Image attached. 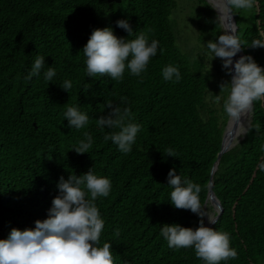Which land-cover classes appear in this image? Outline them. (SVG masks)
I'll return each instance as SVG.
<instances>
[{"label": "trees", "instance_id": "16d2710c", "mask_svg": "<svg viewBox=\"0 0 264 264\" xmlns=\"http://www.w3.org/2000/svg\"><path fill=\"white\" fill-rule=\"evenodd\" d=\"M192 1L199 38L215 41L223 34L218 12L207 0ZM177 7V0H0V239L47 218L61 176L92 168L112 182L110 195L95 203L105 221L100 246L112 244L115 264H203L194 248L170 249L160 236L162 224L196 228L201 219L170 203L167 174L174 168L199 184L207 212L211 171L229 120L223 101L232 74L219 58L216 81L203 56L183 50L172 19ZM253 11L254 21L246 26L235 14L238 36L245 56L264 67V47L251 46L264 42V0H256ZM120 19L129 21L131 36L117 27ZM104 27L127 40L141 34L155 39L162 54L150 59L141 77L127 69L119 81L88 77L82 49L93 29ZM37 56H45V69L25 80ZM169 64L179 67V82L163 80L162 69ZM48 67L57 73L55 82L43 79ZM64 80L72 82L70 92L61 87ZM110 103L128 108L129 122L141 127L128 154L105 142L113 130L98 126ZM70 106L89 115L84 128L68 126L63 114ZM85 133L94 138L89 153L69 150ZM262 165L264 99L254 102L251 126L222 155L213 176L223 213L212 228L229 233L238 253L227 264H264Z\"/></svg>", "mask_w": 264, "mask_h": 264}, {"label": "clouds", "instance_id": "9594fccd", "mask_svg": "<svg viewBox=\"0 0 264 264\" xmlns=\"http://www.w3.org/2000/svg\"><path fill=\"white\" fill-rule=\"evenodd\" d=\"M255 3L256 0H220L213 8L218 10L217 18L232 23L234 14L240 10H252ZM116 25L128 36L134 32L127 19L117 20ZM236 31L232 27L215 41H208L206 55L211 60L220 58L227 74L233 73L234 64L231 82L226 83L230 88L227 99L223 101V110L238 125L241 117L251 111L254 102L264 99V67L251 55H242L233 61L243 45ZM251 46L264 47V42L254 41ZM82 51L88 77L107 75L119 81L124 78L126 69L130 75L141 77L147 71L150 59L157 56L158 51L162 54L163 50L157 40H149L143 34L127 40L117 37L111 27H104L93 29ZM45 64V56H37L24 79L40 77ZM56 75L52 67L43 71V79L48 83L55 82ZM162 78L179 82L181 71L178 66L169 64L162 69ZM60 85L68 92L73 87L70 80H64ZM224 85H221V90ZM107 108L110 111L99 118L98 126L102 130L113 131L105 134L104 140H110L120 152L128 154L141 127L129 122L131 112L128 108L121 109L111 103ZM63 115L71 129L80 130L89 122V115L77 106L68 107ZM245 133L241 132L239 136ZM93 144L94 138L85 133V139L69 150L77 154L89 153ZM167 154L172 155L171 152ZM261 170L264 171V165ZM167 181L173 189L169 193L170 203L201 218L196 228L179 223L162 224L160 236L167 246L170 249L194 248L196 257L203 264H227L230 259L235 260L238 253L231 246L230 234L205 225V217L209 224L216 223V217L204 210L200 199L201 186L177 174L174 168L169 170ZM57 188L59 194L53 199L46 219L36 220L34 228H13L7 238L0 239V264H115L112 244L105 242L100 246L105 221L95 203L98 197L110 195V178L94 174L91 168L79 176L70 174L67 179L61 176Z\"/></svg>", "mask_w": 264, "mask_h": 264}, {"label": "rangeland", "instance_id": "374dc122", "mask_svg": "<svg viewBox=\"0 0 264 264\" xmlns=\"http://www.w3.org/2000/svg\"><path fill=\"white\" fill-rule=\"evenodd\" d=\"M178 1V7L176 11L174 12L172 19L174 23V27L178 36V41L180 45L182 46L183 50L191 53L194 56H203L204 61L207 64V67L215 73L216 77L215 80L219 81L221 79V76H218V62L219 58H214L211 60V58L206 55L207 48H206V42L203 39L199 38V31L197 29L196 23L193 20V16L195 15V5L192 0H177ZM240 14V24L241 26L250 25L254 21V11L249 10L247 12L240 10L238 11ZM250 120V116H248V119L244 125V129H247L248 122ZM245 134L241 135L235 140V145H237L243 138ZM233 146V147H234ZM208 214L214 215L215 209L213 206L208 203Z\"/></svg>", "mask_w": 264, "mask_h": 264}, {"label": "water", "instance_id": "95a60500", "mask_svg": "<svg viewBox=\"0 0 264 264\" xmlns=\"http://www.w3.org/2000/svg\"><path fill=\"white\" fill-rule=\"evenodd\" d=\"M108 1L109 2H121L122 0H108ZM207 1L209 3H211L214 7L217 6L219 4V2H220V0H207ZM216 11L218 12L217 9H216ZM220 22H221V25H222L223 33H224L225 30L230 29L232 27H235L236 30H237L236 34L238 35L239 25L237 23L235 14L233 15V18H232V21H231L232 23H235L234 25L232 23L226 21V20H223V19H220ZM242 55L245 56V53L243 52V50L241 48V51L237 53V55L235 56L233 61L235 62V60L239 59V57L242 56ZM232 67H233V73L232 74H234V64H233ZM253 108H254V104H253V107H252L251 111H249L248 113L245 114L247 116H250V120L248 122L247 129L245 130L246 133H247L249 127L251 126V121H252V116H253ZM239 126H240V121L238 122V125H237L236 122L232 121L229 118L227 126H226L225 131H224V135H223L222 149L219 152L217 161L215 162V164H214V166L212 168V171H211V179H210V182H209L208 198H207L205 206L207 207L208 203H210L213 206V208L215 209V213H214L213 216L216 217V221L219 219V217L223 213V206H222V203H221L220 199L218 198V196L216 195V193H215V191L213 189V185H214L213 176H214L215 171L218 168V164H219V161H220L222 155L225 152L229 151L234 146L235 143L233 142V134L239 128ZM214 224H209L208 221H207V218H206V222H205L206 226L212 227Z\"/></svg>", "mask_w": 264, "mask_h": 264}, {"label": "bare ground", "instance_id": "6f19581e", "mask_svg": "<svg viewBox=\"0 0 264 264\" xmlns=\"http://www.w3.org/2000/svg\"><path fill=\"white\" fill-rule=\"evenodd\" d=\"M235 57H233V60H234ZM248 119V116L247 115H243L240 119V126L239 128L235 131V133L233 134V142H235V140L240 137L239 134L241 132H245V129H244V125L246 123ZM238 140V139H237Z\"/></svg>", "mask_w": 264, "mask_h": 264}]
</instances>
